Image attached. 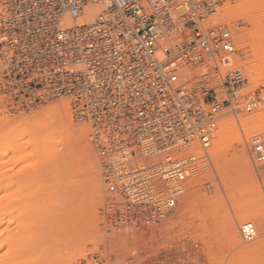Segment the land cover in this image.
<instances>
[{"label":"built area","instance_id":"built-area-1","mask_svg":"<svg viewBox=\"0 0 264 264\" xmlns=\"http://www.w3.org/2000/svg\"><path fill=\"white\" fill-rule=\"evenodd\" d=\"M221 0H0V95L11 111L66 102L89 129L109 194L108 231L150 233L185 197L212 194L211 149L247 89ZM235 117V118H236ZM237 125L241 127L239 119ZM264 166V138L248 139ZM254 242L253 222L240 227Z\"/></svg>","mask_w":264,"mask_h":264},{"label":"rangeland","instance_id":"rangeland-1","mask_svg":"<svg viewBox=\"0 0 264 264\" xmlns=\"http://www.w3.org/2000/svg\"><path fill=\"white\" fill-rule=\"evenodd\" d=\"M221 1L223 2L224 5L220 13V19L224 23L229 24V26L233 30V34L236 38L237 50H239V52H241L244 55V57H246L244 63L242 64L244 65V70L246 72L248 71V67L250 66V64L256 60L253 54L254 51L257 52L259 49L264 47V7L262 10H260V12H257V14L258 13L259 14L257 15L255 21L249 22L244 16H241L242 10H239V8L241 7V5H243L244 2H241L240 0H221ZM261 3L264 6V0H262ZM244 6L246 9L249 7L248 10L252 9V6L250 3L249 4L244 3ZM228 9L231 11V13L237 16L235 21H233L232 19L230 20L229 18L227 19L228 16L226 12L228 11ZM243 11H246V10L244 9ZM254 32L255 33L258 32V34L257 35L255 34V36L252 37V33ZM239 36L240 37L242 36V38H245V39L238 38ZM256 37H260L262 39L261 41L262 46L261 45L259 46L258 44H256V40H255ZM237 38L239 39V41ZM241 39L242 41L240 42ZM259 62L260 61L256 60L254 63L259 64ZM247 77L248 79L249 77H251V80L249 79L250 85L247 89H253V88L259 89L261 92V97L264 99V85L261 84L262 85L261 86L260 84H257L254 80L255 76L253 74L251 76L247 74ZM65 103L66 102L50 103V104L41 106L38 109H35L33 111L15 112L7 108L4 97L0 95V121L3 116L4 117L6 116L7 118L11 120L21 119L23 121L25 119L34 117V115L36 116V114L40 112H43V114H40L39 116L37 115L40 121H43V119H46L49 116L52 117V119H49V121H43L45 122L43 125L44 129L46 130L48 128H53L52 131H54V135L51 141L49 142L48 148L45 150L36 152L30 159H21L20 157H17V155L15 157L14 154L12 155L10 154L6 156L5 158L0 159V174L3 171H7L11 169V167L14 171L22 169L24 170V172H29L30 169L34 167V165H39L38 166L39 169H37V166L35 168L40 173L37 178V181L39 182L37 184V181H36V186H39L41 190L37 189V190H40L38 193L40 198L37 197L36 202H38L39 200V203H40L39 207H41L43 202H41L40 199H42V201L46 203V205L44 206L47 207V205H49L48 209L42 205L45 209H43L44 211L41 210L42 213L40 212V214L37 213L38 211L36 209L37 212L35 213V216L32 215L33 216L32 219H29V217H27L28 219L26 218L27 221L29 220L28 222L31 221V224L34 222L35 218L37 219L36 220L37 223L36 221L35 223H33V225L35 224L37 226L35 228V233H34L35 238L34 239L31 238L33 239V242H31L32 241L31 239L30 240L28 239L30 241V243L27 242V244L29 245L28 246V245H25L26 244L25 242L27 241V239L25 240V238H29L31 234L27 235V232L25 233L26 229L24 230V227H25V224H27V222L25 221L26 222L25 223L23 221V218H21L23 217L21 216V214H24V212H22V208L21 209L13 208V206H11L10 203L0 201V212H10L11 213V215H9L11 216V219L9 220V218H7V215H5L6 217L4 216V218L6 219V221H4V223L0 225V263L1 264H3L2 262H5L4 264L7 263L6 261L8 260L10 255L13 254V251L15 250L16 247H17L16 249L17 252L14 251V254L16 255V253H18L17 254L18 256L16 255L18 259L17 257H15V259L12 260V262L16 261V263L14 262L13 264H20V263L26 264V262L28 263L30 262V264H54V263L55 264H264V251H263L264 250L263 248V245H264V214H263L264 213V167L261 168L260 171L257 173L256 170L253 169L254 168L253 165H251L252 171L250 174L249 172H247L248 173L247 174L243 170L241 171V173H244V174H241V173H238L239 167L236 166V164H234L231 167L233 162H231L230 160H232L234 156L230 154L232 157L229 155L230 157L228 159L231 158L229 161L227 159L225 161V158H227V156L219 157L220 160L218 158L217 159L219 160L220 163L218 162L217 159L215 160V170H216L215 175L211 174V175H207L208 178L206 177V180H215V183H214L215 190L212 194H208L200 189L194 194L195 196L191 195V196H188L187 198L185 197L184 200L182 201L183 203H181V205H179L173 211L169 219L163 224V226H161V228L156 229L150 233L137 232L139 236L136 235L135 233H133L134 236L133 234H129V232L127 234V231H125L124 232L125 234L121 232L125 236L120 233L122 235L120 237L119 232L114 231L115 232L114 233L113 231H111L113 232L112 234L111 232L108 231V228L106 226V219L113 212L104 213L102 209L105 207V201L107 198L110 197L112 198V200H115L117 199V196L109 194L107 191V185L103 182V179L100 173V168H99V160H98L97 151L93 147V145L91 144L88 138V135H89L88 127L83 124L75 122L72 112L70 110V107L67 103H66V108H67L66 110H68L67 111L68 113H66L65 111L59 112V111L48 110L52 106H55V105L63 106V104ZM261 107L262 106H260L258 109H260ZM258 109L250 113H245L244 116L247 117V116L254 115L256 113L258 114L264 111V107L261 110H258ZM45 110L48 112H45ZM60 113H63V114L61 115ZM67 115L69 116V119L67 118ZM65 116L66 118H64ZM231 117L235 119L233 115H229L225 119L232 120ZM64 120L71 121L72 123L67 124L68 122H64ZM61 123L63 125H61ZM0 124L3 125L2 123ZM236 124H237V121H236ZM23 126L25 128L27 127L25 124ZM13 127L11 126V127L4 129V126H1L0 128L1 129L3 128L4 130L2 129L0 131V135L3 134L4 132H7L10 128L13 129ZM82 131L85 134L83 136L81 135ZM44 134H47V132L44 131ZM253 134L262 135L264 138L263 131L254 132L250 134V136H252ZM31 140H32V137L30 135H24L22 139L20 140L21 141L20 143L23 144L24 142L31 141ZM35 143L38 144V146H42V141L40 139L38 140V142H35ZM89 153L90 155L92 154L91 155L92 157L89 156ZM22 155L24 154H21V157ZM227 161L229 162V164L227 163ZM48 162H49V165H48ZM216 162H218L219 165ZM13 163H14V166H13ZM47 166L49 167V169L47 168ZM222 167L223 168L225 167L226 171L225 169L223 170ZM233 167H235L234 168V170H236L235 172L233 170ZM229 172L231 173L229 174ZM236 174H238L239 176ZM229 176L234 182L231 181V179H228ZM229 180L232 183H230ZM61 183L62 185L59 188L58 185H60ZM51 184L52 185L55 184L56 186H51ZM229 184H232L233 187L232 185H229ZM12 186H14V184H11L8 187V190L11 189ZM39 187H36V188H39ZM52 187H54L55 190ZM231 187L233 189H231ZM56 189H57V192H56ZM230 189L232 190V192L230 191ZM242 192L243 193L247 192V195L245 193L243 194ZM41 193H42V196H41ZM54 193L56 194V196ZM22 197L23 195H20V199ZM79 202H82L83 206L85 207L84 212H83V206ZM53 203L55 204L53 205ZM50 204L52 205V207H50L51 206ZM78 204H81L80 207H78L79 206ZM245 204L250 205L254 209L257 208L256 213L257 211H259L258 217L254 218L255 221H252V222L255 225H257L259 232L260 231L261 232L259 233L258 239H256L254 242H251L248 244H245L242 242L243 244L242 243H241L242 245L239 244L238 248L237 247L232 248L228 246V242H227L228 236H226L228 235L226 234V232L228 231L227 228L230 231L229 227H231L230 225L232 224L231 222L233 220V222L237 223L236 225H238L237 227L239 229V226L242 223H240L237 220V215H236L237 208L239 206H247ZM76 209H79L82 212L80 215L81 217H79V214H78L79 210L77 212ZM93 209H95L97 213L96 211L94 212ZM45 210L49 212L47 213ZM66 211H67L66 213L67 216L65 215ZM71 211H73V213H71ZM43 212H44V215H42ZM45 213L47 214V216L45 215ZM61 213L64 215H62ZM29 214L31 213L30 212L28 214L26 213L27 216H30ZM91 215H94V216H91ZM65 218H68L69 220L68 219L64 220ZM38 219L40 220L39 221L40 223L38 222ZM93 219H94V222H93ZM62 221L63 222L65 221V222L63 223ZM67 221H70V222H67ZM229 222L231 224H229ZM67 223L68 225L71 224L70 227L67 225ZM31 224H28V225L31 226ZM55 225L57 227H55ZM58 225H62L63 228L65 227V225L67 226L65 229H63L62 226H58ZM73 225L74 226L78 225V227L81 226L85 228L84 231L86 233L82 230L83 228L79 227V230H78ZM22 226H23L22 231L25 233V236L23 235L24 233L22 235L25 238H20V241L17 242L18 240H13L12 236L16 234L14 237L17 238L20 234L19 232ZM97 227L101 230L96 229ZM26 228H28V226ZM53 228L55 229L57 228V229L55 230ZM46 229L47 230L49 229V230L47 231ZM67 229L69 231L71 230L69 234L67 233L68 232ZM49 231L50 233H48ZM81 232H82V235H81ZM76 233L78 235H76ZM48 234L50 236L53 235V238L52 236L51 237L49 236L50 237L49 238ZM33 235H31V237H34ZM99 235H101V237ZM59 237L61 238V240L59 239ZM83 237H86V238L84 239ZM135 238H137L139 241ZM79 240L81 241V243ZM13 241H15V243ZM62 242H65L67 244L65 245ZM42 243H45L44 247H42ZM256 243H258L262 247L260 251L257 250L258 252H255L253 254L245 253L246 250L243 251L245 248L249 247L250 245L256 244ZM73 245L76 248H73L74 247ZM81 246L82 247L85 246L84 249L81 248L83 250V251L81 250L82 252H80L79 250L80 254H82L83 252H86V254L85 253L83 254L85 255L84 259H82V257L79 258L80 255L77 254L78 249ZM54 247H55V253H54ZM71 247L74 250H72ZM241 251H243V253ZM26 252L29 254H26ZM31 254L32 256L35 255L36 257H38L37 255H39L40 258L38 257L37 259L35 257L36 259L35 261L34 257H32ZM54 254H55V258L53 257ZM72 254H74V256ZM29 256H30V259L28 258ZM57 256L59 257L56 260ZM67 256L70 258H68ZM5 258H6V261H5ZM65 258H68L69 260H66ZM18 260H20L19 261L20 263L18 262ZM31 261H33L34 263H32ZM8 263L11 264V262H8Z\"/></svg>","mask_w":264,"mask_h":264},{"label":"bare ground","instance_id":"bare-ground-1","mask_svg":"<svg viewBox=\"0 0 264 264\" xmlns=\"http://www.w3.org/2000/svg\"><path fill=\"white\" fill-rule=\"evenodd\" d=\"M241 2H244V3H247V4H251V6H252V9H250V10H248V8L246 9L245 8V6H244V3H243V5H241V7L239 8V10H242V12H241V16H244L249 22H254L255 21V19H256V17H257V15L259 14H257V12H260V10H262L263 9V5H262V0H240ZM251 1V2H250ZM253 2V3H252ZM254 3H255V5H254ZM242 4V3H241ZM255 7H254V6ZM246 10V11H243V10ZM252 10V11H251ZM227 13V19L229 18L230 20L232 19L233 21H235V19H236V15H234L233 13H231V11L228 9V11L226 12ZM221 16H222V14H221ZM223 20V19H222ZM229 23V22H228ZM234 26V25H233ZM234 29H236V28H234ZM236 31V30H235ZM235 33V32H234ZM245 34V33H244ZM243 34V35H244ZM255 34L257 35L258 34V32H254V33H252V37H254L255 36ZM242 35V34H241ZM237 37V36H236ZM238 38H242V36L240 37H238ZM237 38V39H238ZM242 39H245V38H242ZM242 39L240 40V42L242 41ZM255 40H256V44H258L259 46L261 45V41H262V39L260 38V37H256L255 38ZM238 41H239V39H238ZM262 46V45H261ZM261 48V47H260ZM240 49V48H239ZM249 51H250V49H249ZM248 52V51H247ZM254 58L256 59V60H258V61H260L259 62V64L257 63V64H255L254 62L256 61H254V62H252L251 64H250V66L248 67V71H246L247 73L246 74H248V75H254L255 76V78H254V80H255V82L257 83V84H262V85H264V47L263 48H261V49H259L257 52L256 51H254ZM252 59V58H251ZM247 65V64H246ZM242 66H244V65H242ZM249 79L251 80V77H249ZM261 85V86H262ZM264 100V99H263ZM62 103V102H61ZM65 105V106H64ZM264 107V103H263V105H262V107L260 108V109H258V110H261L262 108ZM47 109V108H46ZM67 108H66V103L65 104H63V106L62 105H59V106H52L51 108H49L48 110H53V111H61V112H63V111H65L66 113H68L67 111L68 110H66ZM5 110V109H4ZM5 112V111H4ZM6 112H7V110H6ZM45 112H48V111H46L45 110ZM44 112V113H45ZM259 112V111H258ZM261 112V111H260ZM264 112V111H263ZM263 112H261V113H256V114H254V115H250V116H247V117H245L244 115H239V116H235L234 118L235 119H233V117H231L232 118V120H227V119H223L222 120V122H221V124H220V127H219V131L217 132V134H216V137H215V139H214V141H213V147H212V149H211V158H212V161H213V173H212V175H215V160L218 158L219 159V157H223V156H227V158H225V161H226V159L229 161L230 159H228L231 155L232 156H234L233 158H232V160H230L231 162H233L232 163V165H231V167L234 165V164H236V166H238L237 168H238V173H241V171L243 170L244 172H249V174L251 173V165H253V169H255L256 170V172L258 173L259 171H260V169L261 168H263V167H259V166H255V164L253 163V161H252V157H251V155H250V153H249V149H250V147H249V144H248V139L251 137L250 136V134H252V133H254V132H258V131H263L264 132V113ZM65 113V114H66ZM2 114V113H1ZM5 114V113H4ZM40 114H43V112H40V113H38V114H36V116L34 115V117H31V118H29V119H25V120H16V119H14V120H11V119H9V118H7L6 116V118L3 116L2 117V119H1V121H0V123H2L3 125H1V126H4V129H6V128H8V127H13V129H9L7 132H4L3 134H1L0 135V159L1 158H5L6 156H8V155H12V154H14V156L16 157V155H17V157H20L21 159H30L36 152H39V151H41V150H45V149H47L48 148V145H49V142L51 141V139H52V137H53V135H54V131H52L53 130V128H48V129H44V127H43V125H44V123L45 122H43V121H49V119H52V117L51 116H47L48 118H46V119H43V121H40L39 120V118H38V116L40 115ZM50 114V113H49ZM61 115L63 114V113H60ZM70 114V113H69ZM38 115V116H37ZM9 117V116H8ZM64 118H66V116L64 117ZM63 118V119H64ZM67 118L69 119V116L67 115ZM12 119H13V117H12ZM237 119H239V121H240V123H241V127L240 126H237V124H236V121L235 120H237ZM39 120V121H38ZM19 121H21V122H19ZM64 122H68L67 124H69V123H72L71 121H66V120H64ZM26 125L27 127L25 128L23 125ZM58 125V124H57ZM60 125V124H59ZM61 125H63L62 123H61ZM0 126V127H1ZM24 127V128H23ZM232 127V128H231ZM87 128V127H86ZM85 128V129H86ZM3 129V128H2ZM1 128H0V131L2 130ZM3 129V130H4ZM6 131V130H5ZM44 131H46L47 132V134H44ZM24 135H30L31 137H32V140L31 141H26V142H24L23 144L22 143H20L21 141V139H22V137L24 136ZM81 135L83 136V135H85L84 134V132L82 131L81 132ZM253 135H256V134H253ZM252 135V136H253ZM250 136V137H249ZM242 137H243V139H242ZM41 140L42 141V146H38V144H36L35 142H38V140ZM245 142H246V144H245ZM247 148V149H246ZM21 154H24V155H22V157H21ZM231 154V155H230ZM19 155V156H18ZM92 155V154H91ZM90 155V153H89V156L90 157H92ZM230 155V156H229ZM231 156V157H232ZM24 157V158H23ZM20 159V160H21ZM217 159V160H218ZM17 160V159H16ZM220 160V159H219ZM219 160H218V162H219ZM19 161V160H18ZM22 161H24V160H22ZM21 161V162H22ZM227 161V163L229 164V162ZM218 162H216V163H218ZM230 162V163H231ZM53 163V162H52ZM220 163V162H219ZM219 163H218V165H219ZM252 163V164H251ZM45 164V163H44ZM223 164V163H222ZM47 165V164H46ZM48 165H49V162H48ZM217 165V166H218ZM10 166V165H9ZM13 166H14V163H13ZM33 166V165H32ZM36 166H37V169H39L38 168V166L39 165H34V167H32V169H30V171L29 172H24V170H22V169H19V170H17V171H14L13 169H12V167H11V169H9V170H7V169H5V170H7V171H3L1 174H0V201L1 202H7V203H10L11 204V206H13V208H18V209H21L22 208V212H24V214H21V216H23V217H21V216H19V217H21V218H23V221L25 222H27V224H25V227H24V230H25V233L27 232V235L28 234H31V235H33L34 233H35V228L37 227L35 224V226L33 225V223H35V221L37 220L36 218H35V220H34V222L31 224V221L30 222H28L27 220H26V218L27 217H29V219H32L33 218V216L32 215H34L35 216V213L37 212V213H39L40 214V212L42 213V211L41 210H43V209H45V208H47L48 209V207H49V205H47V207L46 206H44V205H46V203L44 202V201H42V199H40L41 200V202H43V206L45 207H43L42 205H41V207H39L40 205V203H39V200H38V202H36L37 201V197L38 198H40L39 197V191L41 190L40 189V187L39 186H36V181H37V178H38V176H39V171L37 170V169H35L36 168ZM40 166H42V165H40ZM216 166V167H217ZM227 166V165H226ZM242 169H241V168ZM28 168V167H27ZM47 168L49 169V167L47 166ZM46 168V169H47ZM223 168V167H222ZM221 168V169H222ZM234 168L235 167H233V170H234ZM26 169V168H25ZM34 169V170H33ZM219 169H220V167H219ZM218 169V170H219ZM225 169V171H226V168L224 167L223 168V170ZM27 170H29V169H27ZM240 170V171H239ZM236 170H234V172H235ZM254 171V170H253ZM44 172V171H43ZM46 172V171H45ZM219 172V171H218ZM42 173V172H41ZM221 173H223V172H221ZM228 173V172H227ZM226 173V174H227ZM231 172H229V174H230ZM27 174V175H26ZM241 174H244V173H241ZM248 174V173H247ZM224 175V174H223ZM236 175H238V174H236ZM252 175V174H251ZM239 176V175H238ZM207 177V176H206ZM223 177V176H222ZM226 177V176H225ZM224 177V178H225ZM208 178V177H207ZM228 179H231V177L229 176L228 177ZM225 181V180H224ZM228 181V180H227ZM231 181H233L232 179H231ZM230 180H229V182L230 183H232ZM38 182L39 181H37V184H38ZM228 182V183H229ZM234 182V181H233ZM11 184H14V186H12V188L11 189H9L8 190V187L11 185ZM62 185V183L60 184V185H58L59 186V188H60V186ZM229 185H232V184H229ZM51 186H56L55 184H51ZM50 186V187H51ZM65 186V185H64ZM36 187H39V188H36ZM228 187V186H227ZM232 187H233V185H232ZM231 187V189H233ZM235 187V186H234ZM53 189H54V187H52ZM56 188V187H55ZM59 188H57V189H59ZM37 189H40V190H37ZM53 189H52V191H53ZM57 189H56V192H57ZM230 189V191L232 192V190ZM235 189V188H234ZM51 190V189H50ZM49 190V191H50ZM55 190V189H54ZM218 190V189H217ZM227 190V189H226ZM236 190V189H235ZM200 192V191H199ZM234 192V191H233ZM250 192V191H249ZM59 193V192H58ZM243 193V192H242ZM245 193V192H244ZM243 193V194H244ZM55 194V193H54ZM246 195H247V192L245 193ZM20 195H23V197L20 199ZM200 195V194H199ZM41 196H42V193H41ZM55 196H56V194H55ZM195 196V195H194ZM46 197V196H45ZM52 197V196H51ZM187 198V197H186ZM53 199V198H52ZM51 199V200H52ZM55 199V198H54ZM184 200V199H183ZM48 201H50V200H48ZM53 201V200H52ZM186 201V200H185ZM38 203V204H37ZM45 203V204H44ZM50 203V202H49ZM48 203V204H49ZM78 203V202H77ZM79 203H81L82 204V202H79ZM183 203V202H182ZM55 203H53V205H54ZM62 204V203H61ZM81 204H78L79 206L78 207H80V205ZM187 204V203H186ZM37 205H38V207H37ZM51 205V204H50ZM69 205V204H68ZM72 205V204H71ZM245 205H247V206H239L238 208H237V220L240 222V223H242L243 224V222L245 223V222H252V221H255V219L254 218H257L258 217V212L259 211H257V213H256V209H254V208H252L250 205H248V204H245ZM82 206H83V204H82ZM81 206V207H82ZM24 207H25V209H24ZM50 207H52V205L50 206ZM55 207V206H54ZM58 207V206H57ZM70 207V206H69ZM73 207V206H72ZM26 208H27V210H26ZM59 208V207H58ZM57 208V209H58ZM77 208V207H76ZM84 206H83V212H84ZM94 208V207H93ZM36 209H37V211H36ZM46 209V210H47ZM80 209V208H79ZM79 209H76L77 210V212H78V210ZM45 210V211H46ZM61 210V209H60ZM72 210V209H71ZM75 210V211H76ZM94 210V212L96 211L95 209H93ZM44 211V210H43ZM56 211V210H55ZM64 211V210H63ZM31 213V214H29L30 216H27L26 215V213L28 214V213ZM47 212V211H46ZM49 212V211H48ZM47 212V213H48ZM53 212V211H52ZM63 213V212H62ZM61 213V214H62ZM67 211L65 212V215L67 216ZM71 213H73V211H71ZM81 211L79 210V217H81L80 215H81ZM96 213H97V211H96ZM261 214V213H260ZM264 214V213H263ZM5 215H7V218H9V220L11 219V216H9V215H11V213L10 212H0V225L2 224V223H4V221H6V219L4 218V216ZM37 215V214H36ZM42 215H44V212H43V214ZM45 215L47 216V214L45 213ZM62 215H64V214H62ZM38 216V215H37ZM56 216H58V215H56ZM66 216H64V217H66ZM70 216V215H69ZM91 216H94V215H91ZM261 216V215H260ZM6 217V216H5ZM25 217V218H24ZM31 217V218H30ZM38 218V217H37ZM71 218V217H70ZM92 218V217H91ZM25 219V220H24ZM28 219V218H27ZM66 219H68V218H65L64 220H66ZM79 219V218H78ZM96 219V218H95ZM169 219V218H168ZM8 220V219H7ZM69 220V219H68ZM98 220V219H97ZM40 220L38 219V222H39ZM71 221V220H70ZM70 221H67V222H70ZM8 222H10V221H8ZM25 222V223H26ZM58 222V221H57ZM63 222V221H62ZM61 222V223H62ZM65 222V221H64ZM63 222V223H64ZM79 222H81V221H79ZM93 222H94V219H93ZM98 222V221H97ZM36 223H37V221H36ZM40 223V222H39ZM47 223V222H46ZM107 223V222H106ZM232 223V224H231ZM229 222V224H231L230 226L231 227H229L230 228V231H229V229L227 228V232H226V234H228V235H226V236H228V238H227V242H228V246L229 247H232V248H238V246H239V244H241L242 242L243 243H245V244H248V243H246V242H244L243 241V239L241 238V235H240V227H241V225L242 224H240V226H239V229H238V225H236L237 223L236 222H233V220H232V222ZM257 223V222H256ZM28 224H31V226H29ZM55 224V223H54ZM76 224H77V222H76ZM64 225V224H63ZM67 225H68V223H67ZM67 225H65V227L63 228V226L62 225H58V226H62V228L63 229H65L66 228V226ZM71 225V224H70ZM70 225H68L69 227H70ZM75 225V224H74ZM73 225V226H74ZM79 225H81V224H79ZM28 226V228H26ZM98 226V225H97ZM229 226V225H228ZM257 226V225H256ZM41 227V226H40ZM53 227V226H52ZM55 227H57L56 225H55ZM68 227V228H69ZM74 227H76V229H78L79 230V227H81V226H79L78 227V225L77 226H74ZM78 227V228H77ZM261 227H262V225H261ZM46 228V227H45ZM73 228V227H72ZM81 228H83V227H81ZM51 229V228H50ZM53 229H55V228H53ZM52 229V230H53ZM57 229V228H56ZM55 229V230H56ZM61 229V228H60ZM84 229L85 228H83L82 230L84 231ZM96 229H98V230H101V229H99L98 227L96 228ZM95 229V230H96ZM19 230V229H18ZM23 230V226H22V228L20 229V234H19V238L17 237H14L15 235H13L11 238L13 239V240H18L17 242H19L20 241V238H25V237H23V235L25 236V233L22 231ZM37 230V229H36ZM39 230H40V228H39ZM38 230V231H39ZM45 230V229H44ZM47 230V229H46ZM49 230V229H48ZM47 230V231H48ZM55 230H54V232H55ZM68 230V229H67ZM103 230V229H102ZM107 230V229H106ZM239 230V231H238ZM63 231V230H62ZM71 231V230H70ZM69 230H68V234H69V232H70ZM82 231V232H83ZM154 231V230H153ZM158 231V230H157ZM18 232V231H17ZM22 232V233H21ZM31 232V233H30ZM44 232V231H43ZM42 232V233H43ZM64 232V231H63ZM82 232H81V235H82ZM85 232V231H84ZM114 232V231H113ZM113 232H111L112 234H113ZM125 231H123V233H124ZM152 232V231H151ZM261 232V231H260ZM259 229H258V237H259ZM24 233V234H23ZM33 233V234H32ZM48 233H50V231L48 232ZM86 233V232H85ZM95 233V232H94ZM97 233V232H96ZM104 233V232H103ZM109 233V232H108ZM115 233V232H114ZM121 233V232H120ZM119 233V235H120V237L122 236L121 234H123V233H121L120 234ZM18 234V233H17ZM23 234V235H22ZM47 234V233H46ZM51 234H53V233H51ZM62 234V233H61ZM68 234H67V236H68ZM71 234V233H70ZM117 234V233H116ZM125 234V233H124ZM123 234V235H124ZM127 234H128V232H127ZM135 234L136 235H138L137 234V232H135ZM157 234H158V232H157ZM31 235H30V237L29 238H25V240L27 239V241L25 242V241H23V242H25L26 244L25 245H28L27 244V242H29L30 243V239L31 238H35V234L33 235L34 237H31ZM41 235V234H40ZM54 235H55V233H54ZM75 235V234H74ZM76 235H78L77 233H76ZM75 235V236H76ZM85 235V234H84ZM95 235V234H94ZM103 235V234H102ZM118 235V236H119ZM50 235L48 234V237H49ZM52 236V238H53V235H51ZM50 236V237H51ZM63 236V235H62ZM72 236H73V234H72ZM86 236V235H85ZM100 237H101V235H99ZM125 236V235H124ZM130 236V235H129ZM133 236H134V234H133ZM139 236V235H138ZM261 236V235H260ZM47 237V238H48ZM49 237V238H50ZM64 237V236H63ZM97 237H98V235H97ZM115 237V236H114ZM127 237V236H126ZM141 237V236H140ZM258 237H257V239H258ZM14 238H16V239H14ZM40 238H41V236H40ZM44 238V237H43ZM46 238V237H45ZM65 238V237H64ZM63 238V239H64ZM84 239L86 238V237H83ZM93 238V237H92ZM137 238H139V237H137ZM137 238H135V239H137ZM152 238V237H151ZM29 239V240H28ZM33 239H31L32 241L31 242H33ZM38 239V238H37ZM59 239L61 240V238L59 237ZM102 239V238H101ZM119 239V238H118ZM123 239H125V238H123ZM146 239V238H145ZM22 240H24V239H22ZM45 240V239H44ZM65 240V239H64ZM74 240V239H73ZM81 240V239H80ZM79 240V241H80ZM120 240V239H119ZM127 240V239H126ZM138 240V239H137ZM147 240H148V238H147ZM36 241V240H35ZM50 241V240H49ZM78 241V242H79ZM139 241V240H138ZM157 241V240H156ZM14 243H15V241H13ZM46 242V241H45ZM55 242V241H54ZM70 242V241H69ZM73 242V241H72ZM77 242V241H76ZM84 242V241H83ZM114 242H116V241H114ZM135 242V241H134ZM145 242V241H144ZM149 242V241H148ZM8 243H9V241H8ZM13 243V244H14ZM47 243V242H46ZM49 243H51V242H49ZM62 243H64L65 245L67 244V243H65V242H62ZM80 243H81V241H80ZM80 243H79V245H80ZM133 243V242H132ZM146 243V242H145ZM242 243V244H243ZM12 244V245H13ZM18 244V243H17ZM33 244V243H32ZM44 244L45 243H42V247H44ZM55 244V243H54ZM74 244V243H73ZM241 244V245H242ZM20 245H22V244H20ZM16 246V245H15ZM29 246V245H28ZM74 246V245H73ZM75 246H76V244H75ZM73 247V248H76V247ZM147 246V245H146ZM79 247V246H78ZM241 247V246H240ZM258 247H259V249H258ZM261 246L258 244V243H256V244H253V245H250L249 247H247V248H245L243 251H245L246 250V252L245 253H247V254H253V253H255V252H258L257 250H261L262 249V247L260 248ZM46 248V247H45ZM50 248V247H49ZM62 248V247H61ZM72 247H71V249L72 250H74ZM84 249L85 248V246H81L79 249H78V252H77V254L78 255H80V257L79 258H81L82 257V259H84V256L85 255H83L84 253L86 254V252H83L82 254H80V252H82L83 250L82 249ZM263 248H264V245H263ZM17 247L15 248V250L14 251H16L17 252ZM47 249V248H46ZM60 249V248H59ZM96 249V248H95ZM22 250H23V248H22ZM21 250V251H22ZM70 250V249H69ZM76 250V249H75ZM79 250H80V252H79ZM82 250V251H81ZM86 250V249H85ZM210 250V249H209ZM14 251H13V254L12 255H10V257L8 258V260L6 261V258H5V261L8 263V262H11V264H13L14 262L16 263V261H14V262H12V260H14L15 259V257H17L18 255V253H16V255L14 254ZM31 251V250H30ZM36 251V250H35ZM38 251V250H37ZM60 251V250H59ZM58 251V252H59ZM66 251V250H65ZM243 251H241L242 253H243ZM264 251V250H263ZM19 252V251H18ZM24 252V251H23ZM28 252V251H27ZM26 252V254H29V253H27ZM52 253V252H51ZM50 253V254H51ZM54 253H55V247H54ZM60 253V252H59ZM58 253V254H59ZM41 254V253H40ZM46 254V253H45ZM9 255V254H8ZM13 255H15V256H13ZM21 255V254H20ZM61 255V254H60ZM73 256H74V254H72ZM77 255V256H78ZM83 255V256H82ZM12 256H13V258H12ZM27 256V255H26ZM31 256H32V254H31ZM38 257H39V255H37ZM71 256V255H70ZM6 257H8V256H6ZM32 257H34V260L36 261V259H35V255L34 256H32ZM31 257V258H32ZM38 257H36L37 259H38ZM54 258H55V254H54V256H53ZM59 256H57L56 257V260H57V258H58ZM64 257H66V256H64ZM68 257V256H67ZM26 258V257H25ZM29 259H30V256L28 257ZM40 258V257H39ZM68 258H70V257H68ZM68 258H65L66 260H69ZM72 258V257H71ZM17 259H18V257H17ZM22 259H23V257H22ZM43 259V258H42ZM64 259V258H63ZM31 260H33V259H31ZM41 260V259H40ZM52 260H53V258H52ZM20 260H18V262H19ZM30 261V260H29ZM44 261V260H43ZM43 261H41V262H43ZM162 261V260H161ZM2 262V261H1ZM24 262V261H23ZM26 262V261H25ZM32 263H34L33 261H31ZM3 264L5 263V262H2ZM6 263V264H7ZM20 263V262H19ZM1 264V263H0ZM8 264H10V263H8ZM21 264V263H20ZM26 264H30V262L28 263V262H26ZM55 264V263H54Z\"/></svg>","mask_w":264,"mask_h":264}]
</instances>
